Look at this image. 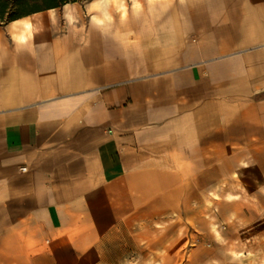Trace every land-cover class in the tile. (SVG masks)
Returning a JSON list of instances; mask_svg holds the SVG:
<instances>
[{"label":"crops","instance_id":"0c3cea01","mask_svg":"<svg viewBox=\"0 0 264 264\" xmlns=\"http://www.w3.org/2000/svg\"><path fill=\"white\" fill-rule=\"evenodd\" d=\"M138 2L0 27V264H117L168 224L195 232L164 262L264 264V0Z\"/></svg>","mask_w":264,"mask_h":264},{"label":"clouds","instance_id":"9594fccd","mask_svg":"<svg viewBox=\"0 0 264 264\" xmlns=\"http://www.w3.org/2000/svg\"><path fill=\"white\" fill-rule=\"evenodd\" d=\"M64 21L67 26L75 29L79 23V17L75 15L76 6L64 5ZM133 12L141 9L138 0H131ZM71 9V10H70ZM49 17L53 25L57 23L56 10L49 9ZM87 15L89 16V24L101 33L110 32L114 26V14L118 13L120 21L123 22L128 16L129 8L126 0H91L86 4ZM9 35L12 42L19 49L27 48L34 41V36L38 29L34 28L30 17H23L11 22L8 26Z\"/></svg>","mask_w":264,"mask_h":264},{"label":"rangeland","instance_id":"374dc122","mask_svg":"<svg viewBox=\"0 0 264 264\" xmlns=\"http://www.w3.org/2000/svg\"><path fill=\"white\" fill-rule=\"evenodd\" d=\"M155 229L152 232L139 231L138 234L134 235V243L136 245H131V242L133 243L131 237L126 238L125 244L122 247L123 261H118L117 264H179V262L175 261L174 256H172L171 261L164 262L165 253L172 251L175 254L179 251V244L181 240L183 242V239H185L184 236L188 235L190 237V234L195 231L191 228L180 230L179 225L175 224L159 226ZM195 242L196 240L191 241L189 238L186 247L184 246L183 249L187 248L189 252L194 247L191 243L195 244ZM170 243L172 245H169Z\"/></svg>","mask_w":264,"mask_h":264},{"label":"trees","instance_id":"16d2710c","mask_svg":"<svg viewBox=\"0 0 264 264\" xmlns=\"http://www.w3.org/2000/svg\"><path fill=\"white\" fill-rule=\"evenodd\" d=\"M87 0H0V27L20 18Z\"/></svg>","mask_w":264,"mask_h":264}]
</instances>
